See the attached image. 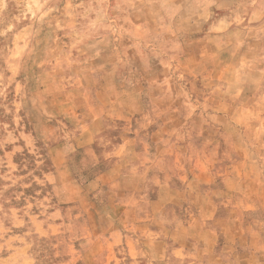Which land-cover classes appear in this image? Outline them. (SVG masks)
Segmentation results:
<instances>
[{
	"label": "rangeland",
	"instance_id": "rangeland-1",
	"mask_svg": "<svg viewBox=\"0 0 264 264\" xmlns=\"http://www.w3.org/2000/svg\"><path fill=\"white\" fill-rule=\"evenodd\" d=\"M259 231L264 0H0V264H237Z\"/></svg>",
	"mask_w": 264,
	"mask_h": 264
},
{
	"label": "crops",
	"instance_id": "crops-1",
	"mask_svg": "<svg viewBox=\"0 0 264 264\" xmlns=\"http://www.w3.org/2000/svg\"><path fill=\"white\" fill-rule=\"evenodd\" d=\"M103 92H104V90L102 88H100L97 90L95 95L103 94ZM119 100H123V97L119 98ZM85 102H87V101H85ZM98 102L100 103V99H98ZM98 105L100 106V104H98ZM119 110H121V109H119ZM89 111L90 110H85V129H88L89 131H91V129L93 130V128H95L97 126L95 121H97V119H99V118L96 119L97 113L94 114V113H90ZM139 126L141 128L143 127V125H141V124ZM147 126L148 125H146L145 128ZM131 153L132 152H129V154H131ZM147 186H149V183L147 184ZM147 191H148V189H146V190L140 189L139 193L143 194V193H147ZM262 233H263L262 231L261 232L259 231L256 234L252 235V238L250 239V241L252 242L250 244L251 247H248V248L245 247L244 249H242V252L238 251V249L234 250L236 252L235 256H237V259H236V262L238 261L237 264H264V234H262ZM214 248L215 247L203 248L202 254L203 255L207 254L209 257H210V255L213 256V255H215V252H214L215 249ZM217 250H218V248H217Z\"/></svg>",
	"mask_w": 264,
	"mask_h": 264
}]
</instances>
